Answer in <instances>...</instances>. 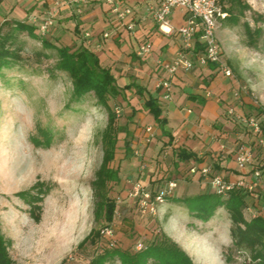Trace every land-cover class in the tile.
Returning <instances> with one entry per match:
<instances>
[{
    "label": "rangeland",
    "instance_id": "1",
    "mask_svg": "<svg viewBox=\"0 0 264 264\" xmlns=\"http://www.w3.org/2000/svg\"><path fill=\"white\" fill-rule=\"evenodd\" d=\"M242 1L248 8L239 15V21L228 23L225 18L216 28L221 51L220 62L215 64L216 73L225 65L231 74H223L226 81L219 93L224 96L220 104L225 123L212 125L227 124L234 138L229 141L232 148L244 145L250 152V162L241 175L244 183L257 182V186L252 193L244 190L248 192V203H252L251 210L264 216V170L260 168V175L254 179L250 167L260 166L264 144L258 142L249 122L253 119L260 125L263 118L256 115L255 108L264 107V0ZM227 6L224 3V8ZM244 22L252 29L262 30L254 46L246 43ZM35 34L36 38L18 33L14 48H18L20 59L0 73V232L13 264H85L103 249L140 250L161 233L175 242L194 264H244L246 252L235 253L230 263L225 261L231 239L230 220L223 206L207 221L190 214V210L206 200L207 194L195 198L199 192L197 181L187 183L188 199L179 204L185 214L182 226L169 197L164 198L167 203L164 209L159 210L161 204H157L155 213L151 214L141 211V191L129 194L132 185L144 180L147 174L145 157L154 156L162 140L158 131L162 128L157 123H144L143 116H131L132 106L128 101L132 99L131 91H122L108 100L118 126L111 165L118 169L120 178L109 187V194L116 202L113 235L110 240L100 239L96 249L89 243L77 248L91 229L103 227L102 220L94 219L90 183L102 158L100 132L106 125L107 110L96 103L92 93L71 100L68 76L53 68L55 50L42 43V40L54 43L50 31L42 36L36 28ZM148 126L152 136L146 142ZM41 130L47 132L49 140L36 144L33 138L43 140ZM261 138L264 142V136ZM156 157L150 158L155 169ZM214 165L213 161L207 163L217 172ZM166 166L165 172H171L170 159ZM204 185L205 191L215 194L209 185L205 182ZM142 188L143 192L154 193L163 184L153 180ZM20 191L39 194L40 200L35 203L39 207L38 220L30 215L33 205L16 195ZM219 198L214 195L212 200ZM245 216L251 217L246 208ZM106 264L120 263L115 258Z\"/></svg>",
    "mask_w": 264,
    "mask_h": 264
},
{
    "label": "crops",
    "instance_id": "2",
    "mask_svg": "<svg viewBox=\"0 0 264 264\" xmlns=\"http://www.w3.org/2000/svg\"><path fill=\"white\" fill-rule=\"evenodd\" d=\"M124 3L132 7L134 12L133 31L117 26L115 16L102 0H86L79 14L75 12V6L70 0H0V35L13 29L14 22L33 25L35 33L36 23L55 6L57 10L54 22L49 29L54 44L61 42L72 49L79 46L89 48L98 56L101 65L110 68L119 87L131 85L123 90L126 93L131 91L132 99L128 100L132 106L131 116L136 114L140 118L143 116L144 123H156L153 117L148 116L150 113L144 106L148 95L156 99L161 117L166 120L163 131L170 134L172 139L169 140L158 128L162 139L160 148L154 154L157 155L158 167L155 169L150 164V158L154 156L145 157L147 174L144 180L139 181L142 185L154 180L167 188L172 183L174 186L166 198H182L188 197L185 193L187 183L195 180L199 188L195 196L210 194L204 188V182L209 185L208 181L188 171L191 166H207L208 161L216 163L215 169L227 180L243 177L241 174L245 173V169L236 165L234 148L229 143L234 139L231 130L225 126L227 124L212 125L219 121L225 123L220 104V99L224 96L219 93L224 90L226 80L222 72L216 73L214 63L205 66L195 63L190 71L176 73L170 79L169 98H163L164 89L159 82L167 74L159 62L171 60L180 47L176 30L183 22L182 12L179 9L172 10L168 24L159 27L146 11L147 0H125ZM85 32L90 33L89 38L84 36ZM21 33L29 36L25 31ZM104 33H107L106 37L103 36ZM144 41L151 43V51L137 56L136 48ZM134 85L142 88L141 95L136 92ZM132 100L135 101L134 104ZM157 126L159 127L158 124ZM151 136L152 133L146 134L149 140ZM180 149L192 152L195 157L178 159ZM133 152L137 153L136 150ZM169 159L171 178L165 172ZM166 204L164 201L159 210L164 209ZM171 204L174 205L173 212L182 226L185 214L179 205L181 203L171 201Z\"/></svg>",
    "mask_w": 264,
    "mask_h": 264
},
{
    "label": "trees",
    "instance_id": "3",
    "mask_svg": "<svg viewBox=\"0 0 264 264\" xmlns=\"http://www.w3.org/2000/svg\"><path fill=\"white\" fill-rule=\"evenodd\" d=\"M222 1L223 4H228L224 8L228 13L225 19L228 23H237L239 15L248 8V5L242 0ZM14 25L13 29H9L0 35V73L3 68L11 67L20 59L18 48H14L18 33L25 31L30 37L36 38L33 25L22 22H14ZM243 27L247 45L254 46L262 33L261 28L252 29L247 22L243 23ZM42 43L46 47H51L55 50L56 60L53 68L65 72L68 76L71 82V100H79L87 93H92L96 103L107 110L106 125L100 132L102 158L94 172L90 185L94 198V219L96 221L102 220L103 227H109L112 225L116 211V202L109 194V187L111 182L116 183L120 178L118 169L111 165L115 157L118 126L116 125L115 113L110 109L108 100L111 97H116L123 90L130 88L131 85L119 87L110 68L101 65L98 56L87 47L79 46L72 49L67 45H57L47 40H42ZM134 86L136 87V92L141 95L142 88L138 85ZM144 106L163 131L166 120L161 117V109L156 99L148 95L144 100ZM255 110L256 115H263L259 128L261 135L264 136V107L257 106ZM132 111L134 112V110ZM163 132L169 137V140L172 139L165 130ZM41 134H43V140L39 141L33 138L34 143L45 144L48 142L49 136L47 132L41 130ZM177 156L180 160H188L195 157L192 152H187L185 149H180ZM260 168L264 170V165H260L258 169ZM37 191L39 192L40 189H37ZM248 192L242 188L234 189L227 197L219 198L220 200L217 201L212 200L213 196H220L207 194L206 200L190 210L191 215L203 221H207L219 206H223L227 211L230 220L229 236L231 239L225 255L227 263L232 261L235 253L246 252L248 257L244 264H264V216L255 214L250 218H246L245 208L252 205V203H248ZM150 193L154 194L153 192ZM16 195L33 205L30 215L34 220H38L39 213L36 212V209H39V207L35 203L40 200L39 194H32L30 191H20ZM198 197L200 196L195 198ZM170 199L183 204L188 198L172 197ZM100 239H102L100 229L93 228L77 244V248H82L86 243H89L96 249ZM115 258L118 259L120 264H194L175 242H172L162 233L155 235L153 240L140 250L130 252L117 247L103 249L101 254H94L85 264H106ZM0 264H13L1 232Z\"/></svg>",
    "mask_w": 264,
    "mask_h": 264
},
{
    "label": "built area",
    "instance_id": "4",
    "mask_svg": "<svg viewBox=\"0 0 264 264\" xmlns=\"http://www.w3.org/2000/svg\"><path fill=\"white\" fill-rule=\"evenodd\" d=\"M85 2L86 0H70V3L75 6V12L78 14L82 12ZM102 2L109 7V11L115 16L117 26L133 31L134 12L132 7L125 5V0H102ZM174 9H179L183 18L182 24L176 30L180 39V47L171 60L159 62L167 74L166 78L159 82V85L164 89L163 98H169L170 79L179 71L188 72L194 67L195 63L205 66L220 62L221 51L216 37V28L220 20L225 19L228 15L222 0H147L146 11L151 20L159 27L168 24L169 16ZM56 10L55 6L50 8L47 14L36 23L40 35L44 36L49 32L54 22ZM84 36L89 38L90 33L85 32ZM103 36L106 37L107 33H104ZM151 48L150 42H141L136 48V54L137 56H143L149 53ZM220 70L225 76L231 74L230 69L225 65H221ZM249 122L254 134L258 137V142L264 144L258 123L253 119H249ZM145 131L148 135L151 134L150 127H146ZM148 140L149 137H146V141ZM250 159L251 154L246 146L239 145L236 147L234 161L239 168L245 169ZM259 165H264V158ZM250 167L254 179H257L260 175L258 167L252 164ZM188 171L191 174H197L199 177L205 178L213 189V193L221 198L227 197L234 189L242 188L253 192L257 186V182L244 183L243 177L227 180L218 172H213L209 166H191ZM173 186L172 183H169L167 188L158 189L152 195L149 191L143 192V185L137 182L132 185L131 195H136L141 191L143 194V200L140 202L141 211L154 214L155 206L164 202V198L169 195ZM246 210L251 217L255 215L250 207H247ZM112 235V225L100 229L101 238L110 240Z\"/></svg>",
    "mask_w": 264,
    "mask_h": 264
}]
</instances>
